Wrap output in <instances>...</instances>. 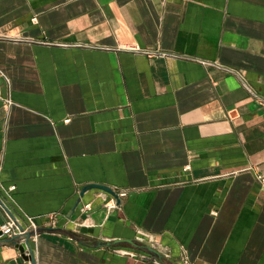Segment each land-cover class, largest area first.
Listing matches in <instances>:
<instances>
[{"label": "crops", "instance_id": "crops-1", "mask_svg": "<svg viewBox=\"0 0 264 264\" xmlns=\"http://www.w3.org/2000/svg\"><path fill=\"white\" fill-rule=\"evenodd\" d=\"M0 184V264H264V0H0Z\"/></svg>", "mask_w": 264, "mask_h": 264}, {"label": "built area", "instance_id": "built-area-1", "mask_svg": "<svg viewBox=\"0 0 264 264\" xmlns=\"http://www.w3.org/2000/svg\"><path fill=\"white\" fill-rule=\"evenodd\" d=\"M137 50L136 48H132ZM146 54H156L155 51H144ZM243 86L249 90L250 87L248 84L243 83ZM12 103L10 98H4L3 104L4 106L8 107ZM15 189V185L11 184L8 186H4L0 184V240L3 238H8L12 236H17V240L19 243L24 244V252L27 255L31 256L32 247L30 244V240L34 239L38 235V224L35 221L33 216L28 214H23L22 216L14 215L9 206L7 201L11 199L12 191ZM116 192V191H115ZM117 196L120 198L126 194V191L121 190L117 191ZM104 206L111 210L117 207V200L113 195H109L108 200L104 202ZM90 208L89 203H85L81 206V211L85 212ZM30 233L28 237V242H25L26 234ZM120 252L123 254L134 255V250L128 249H120Z\"/></svg>", "mask_w": 264, "mask_h": 264}, {"label": "water", "instance_id": "water-1", "mask_svg": "<svg viewBox=\"0 0 264 264\" xmlns=\"http://www.w3.org/2000/svg\"><path fill=\"white\" fill-rule=\"evenodd\" d=\"M91 188H97V189H101L111 195H113L117 202L119 201V197L117 196V193L112 189L110 188L109 186L107 185H104V184H98V183H89V184H86L85 186L82 187L81 191H80V196L78 197V199L76 200L74 206H73V209L75 208V206L78 204V202L80 201V197L83 195V193L88 190V189H91ZM73 209L71 210V212L73 211ZM30 233H27L26 234V239H25V242L27 243L28 242V237H29ZM8 240H11V241H15L17 239V236H12V237H8L7 238ZM117 243H129L131 244L132 246L136 247V248H139V249H143L149 253H152L154 255H156L157 257H159L161 259V254L153 247L147 245V244H144V243H141L137 240H133V239H123V238H116V239H113V240H108L106 242V244L110 245V244H117ZM17 247L21 253V256L26 259V260H30L31 262H33V259L31 258L30 255H27L25 254L24 252V244L23 243H19L17 242Z\"/></svg>", "mask_w": 264, "mask_h": 264}]
</instances>
